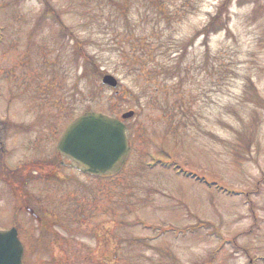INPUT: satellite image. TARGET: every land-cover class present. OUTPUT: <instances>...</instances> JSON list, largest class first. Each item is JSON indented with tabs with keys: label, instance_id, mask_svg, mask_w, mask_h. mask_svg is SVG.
I'll return each instance as SVG.
<instances>
[{
	"label": "rangeland",
	"instance_id": "374dc122",
	"mask_svg": "<svg viewBox=\"0 0 264 264\" xmlns=\"http://www.w3.org/2000/svg\"><path fill=\"white\" fill-rule=\"evenodd\" d=\"M50 1L59 16L48 14L36 31L45 10L42 0H0V148L6 149L10 168L25 171L30 189L25 193L44 199L45 225L59 222L67 209L70 221L52 228L60 231L61 243L50 239L51 254L68 253L73 264H264V0H234L230 32L207 41L194 38L183 70L169 68L178 57L176 45L204 27L224 0H168L171 12L182 13V21L172 26L139 0L123 44L117 33L126 23L102 0ZM60 21L80 37L95 39L90 51L102 74L119 79L116 90L103 85L94 69L84 72L83 59H76L78 45L60 40ZM139 43L153 54H141ZM132 48L134 56L145 57L143 65L123 64V50L130 59ZM145 69L156 70L157 77L141 75ZM156 87L170 95L155 94ZM89 110L117 116L136 111L127 121L134 140L125 170L111 178H87L63 166L62 172L71 174L32 183L47 174L44 162H59L55 148L61 133ZM155 158L240 195L209 187L179 168L151 164ZM37 161L43 163L41 173ZM9 186L0 184V227L12 223L16 199ZM59 198L66 199L65 206L51 203ZM85 203L93 212L77 221L75 209ZM52 206L60 216L53 215ZM24 220L33 229L43 228L40 218L34 224L21 215L25 226ZM42 254L34 264L49 259V253Z\"/></svg>",
	"mask_w": 264,
	"mask_h": 264
},
{
	"label": "water",
	"instance_id": "95a60500",
	"mask_svg": "<svg viewBox=\"0 0 264 264\" xmlns=\"http://www.w3.org/2000/svg\"><path fill=\"white\" fill-rule=\"evenodd\" d=\"M113 87L117 79L106 75ZM133 111L123 114L129 118ZM57 150L84 172L92 175L118 173L129 153V132L124 122L100 112H86L72 122L62 135ZM23 246L16 228L0 230V264H22Z\"/></svg>",
	"mask_w": 264,
	"mask_h": 264
},
{
	"label": "trees",
	"instance_id": "16d2710c",
	"mask_svg": "<svg viewBox=\"0 0 264 264\" xmlns=\"http://www.w3.org/2000/svg\"><path fill=\"white\" fill-rule=\"evenodd\" d=\"M43 1L45 3L46 10H45L42 18H44L45 15L50 13V12L56 13V10L53 8V5L50 3L49 0H43ZM140 1H141V4L146 5L150 9H158L157 15L159 16L160 21H163L170 26H172L174 23L178 22V19H180V21H182V13L171 12L170 8H169L170 1H168V0H140ZM233 1L234 0L222 1L221 4L218 6L215 14L211 15V18L209 19V21L206 23V25L202 29L198 30V32L193 37H191L188 41H185V42H182V43L176 45L178 57L176 59H172V61L170 62V64H169L170 69L175 68L177 70L178 69L183 70L182 64H183V61L186 60L185 59L186 58V52H189V50H190L188 47L189 46L188 44L192 43L194 38H196L200 35H203L205 38V41H207L211 35H214L220 31L230 32V31H228V30H230L229 11H230L231 5L233 4ZM102 2L105 4L106 7L113 9L114 12L118 15V17L126 23L124 25L128 26V27L124 28L122 31H119L117 34L119 37V40H120L119 42L121 44H123L125 42L127 43L129 41V21H132V17L130 15H131L132 11H135V12L139 11V6H138L139 0H102ZM59 35H60V38H63V39H65V38L72 39L78 45V49L76 51V59L77 60H79L80 58L83 59V64L86 68V71L90 67L91 69H94V73L98 72L101 74V70H100L101 62L97 61L96 53L94 54L93 52L90 51L93 48V46L96 45L95 39L90 37V34H88L86 39L79 37L76 34V32H74V30L72 28L70 29L67 25H65L63 23V27H62ZM138 45H141V47H140L141 52H142L141 54H146L147 56H150L153 54V52L148 51V49L145 45H143L141 43H139ZM123 51H124V54H123V60H124L123 64L124 65L129 66L130 63H132L134 66H136V65H143L141 62H145L144 56L140 55L139 57H136V56H134V53H132V51H131L130 59H128L126 56V53H125V49ZM140 71L143 73H146L147 76L150 75L152 79L154 77H157L154 73L156 70L150 71L149 69H145L144 71H142V70H140ZM185 73L190 75V70L186 69ZM175 76H176L175 73H172L169 75V77H171V78H173ZM174 111H175V108H174ZM165 112H166V115H168V116H169V114L172 113L169 110H167ZM168 112H169V114H168ZM2 161H3L2 155H0V170L4 166ZM51 164L53 166V169H55L57 166V163L54 162ZM51 164H49V165H51ZM50 179L51 178H47V180H50ZM28 198L33 200L31 196H28ZM36 205L40 206V208L42 209L41 212H43L44 214L46 213L43 211L42 205H38V203ZM80 207H81V211L75 210V215L78 218L83 217L85 215V213L90 210L86 204H84ZM54 209H55V206H53L52 212L54 211ZM61 213H63L64 215ZM61 213H60L61 219L59 220V222L65 221V219H66V217H65L66 212L62 209ZM53 214H55V215L57 214L60 216V214H58L57 211L53 212ZM47 221L48 220H46V218L43 216L42 223H43V225H44L43 227H45V229L50 228L49 226L45 225V223H47ZM54 221H56V220L50 221V223L54 222ZM57 222H58V220H57Z\"/></svg>",
	"mask_w": 264,
	"mask_h": 264
},
{
	"label": "flooded vegetation",
	"instance_id": "af4514ba",
	"mask_svg": "<svg viewBox=\"0 0 264 264\" xmlns=\"http://www.w3.org/2000/svg\"><path fill=\"white\" fill-rule=\"evenodd\" d=\"M28 248H25V252H24V262L26 263V264H28V262H27V260L26 259H28Z\"/></svg>",
	"mask_w": 264,
	"mask_h": 264
}]
</instances>
